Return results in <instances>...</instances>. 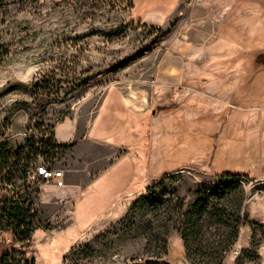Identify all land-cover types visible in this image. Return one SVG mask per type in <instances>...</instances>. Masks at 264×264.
Returning a JSON list of instances; mask_svg holds the SVG:
<instances>
[{"label": "rangeland", "instance_id": "obj_1", "mask_svg": "<svg viewBox=\"0 0 264 264\" xmlns=\"http://www.w3.org/2000/svg\"><path fill=\"white\" fill-rule=\"evenodd\" d=\"M2 1V142L53 134L65 116L87 123L115 86L130 113L104 147L132 155L136 183L85 231L71 229V200L48 203L28 243L3 231L0 250L20 248L17 264H263L264 162L250 165L264 134V0ZM227 49L248 73L240 104L212 109ZM40 91L68 99L34 120L14 108Z\"/></svg>", "mask_w": 264, "mask_h": 264}, {"label": "crops", "instance_id": "obj_2", "mask_svg": "<svg viewBox=\"0 0 264 264\" xmlns=\"http://www.w3.org/2000/svg\"><path fill=\"white\" fill-rule=\"evenodd\" d=\"M225 51L224 58L221 57L218 61L219 70L213 77L217 81L212 79L208 85L212 87L211 92L208 91L207 94L217 105L212 106V109L217 107L224 110L226 105L229 107L239 105L240 103H234L232 100L241 95L238 88L248 73L246 58L232 65L230 54L233 52L229 49ZM211 100L206 102V109H202L201 113H209ZM253 109L255 110V106L250 110ZM129 113L130 106L126 96L120 88L114 86L105 92L98 109L87 123L78 117L70 116H65L54 123L55 140L60 144L72 146L61 151V163L64 167L63 185L43 184L38 196V208L53 201L67 204L71 200V229L74 232L85 231L121 194L136 183V166L132 155L125 152L109 160L105 148L122 131ZM9 144L13 145V141ZM258 144L260 158L259 162H256V159L252 160L250 166L253 167L264 162V134L259 137Z\"/></svg>", "mask_w": 264, "mask_h": 264}, {"label": "trees", "instance_id": "obj_3", "mask_svg": "<svg viewBox=\"0 0 264 264\" xmlns=\"http://www.w3.org/2000/svg\"><path fill=\"white\" fill-rule=\"evenodd\" d=\"M1 3H4L0 0ZM166 31L157 30V35L165 36ZM67 95L52 97L43 91L36 96L33 103L17 102L14 108H23L29 113V118L34 120L40 114L46 113L51 105H62L67 101ZM9 118L6 116V120ZM46 134V133H45ZM50 139H41L45 153L54 155L56 152L68 149L72 144H60L53 140V134L48 133ZM34 138H28L25 147L12 148L11 145L0 140V181H10L14 178V173L22 174L25 168L26 160L39 150L35 148ZM36 229L35 216L29 205H25L17 200L6 199L4 206L0 203V232L10 234L14 242L24 244L28 243ZM20 248H12L11 252L7 249L0 250V264H17L12 253L20 252ZM23 264H35L34 259L26 258Z\"/></svg>", "mask_w": 264, "mask_h": 264}, {"label": "built area", "instance_id": "obj_4", "mask_svg": "<svg viewBox=\"0 0 264 264\" xmlns=\"http://www.w3.org/2000/svg\"><path fill=\"white\" fill-rule=\"evenodd\" d=\"M35 148L42 150L43 143L41 139H50L49 134H40L33 136ZM2 140V137H0ZM53 140L54 137H53ZM25 140L21 147L26 146ZM12 148L19 146L11 145ZM60 153L51 155L45 153L44 150L31 155L25 164L22 174L14 173V178L10 181H0V203L3 207L6 199L17 200L25 205H29L35 221L38 218L37 198L39 196L40 187L46 183H52L56 186H62L64 180V170L58 165Z\"/></svg>", "mask_w": 264, "mask_h": 264}, {"label": "water", "instance_id": "obj_5", "mask_svg": "<svg viewBox=\"0 0 264 264\" xmlns=\"http://www.w3.org/2000/svg\"><path fill=\"white\" fill-rule=\"evenodd\" d=\"M264 264V263H263Z\"/></svg>", "mask_w": 264, "mask_h": 264}]
</instances>
